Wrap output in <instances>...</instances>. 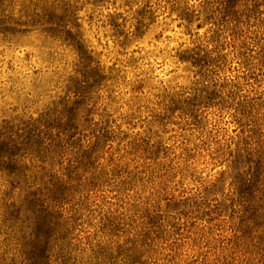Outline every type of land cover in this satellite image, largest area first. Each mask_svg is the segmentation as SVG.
<instances>
[{"label":"rangeland","instance_id":"obj_1","mask_svg":"<svg viewBox=\"0 0 264 264\" xmlns=\"http://www.w3.org/2000/svg\"><path fill=\"white\" fill-rule=\"evenodd\" d=\"M214 1L42 0L69 34L0 36V131L68 95L101 125L99 191L58 251L66 264H262L227 194L236 148L264 146V42L193 65L213 48ZM142 227L154 238L143 256Z\"/></svg>","mask_w":264,"mask_h":264},{"label":"trees","instance_id":"obj_2","mask_svg":"<svg viewBox=\"0 0 264 264\" xmlns=\"http://www.w3.org/2000/svg\"><path fill=\"white\" fill-rule=\"evenodd\" d=\"M47 5L42 0H0V36L69 34L72 25L68 30L64 21H52ZM211 13L205 18L211 23L207 42L213 48L194 52L193 65L201 66L200 60L211 65L212 53L220 57L226 47L243 55L244 47L264 42V0H215ZM57 28L61 34H54ZM71 92L83 96L78 89ZM78 103L68 95L55 108L30 116L23 127L12 123L0 131V264H66L58 251L75 238L78 221L100 186L101 125L78 112ZM259 142L250 136L232 154L227 200L249 253L264 264V146ZM103 231L112 234L109 225ZM150 234L142 227L132 237V251L143 256L154 240Z\"/></svg>","mask_w":264,"mask_h":264}]
</instances>
